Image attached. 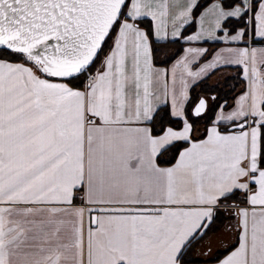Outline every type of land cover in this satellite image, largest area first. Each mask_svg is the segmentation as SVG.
Segmentation results:
<instances>
[{"label":"snow or ice","instance_id":"snow-or-ice-1","mask_svg":"<svg viewBox=\"0 0 264 264\" xmlns=\"http://www.w3.org/2000/svg\"><path fill=\"white\" fill-rule=\"evenodd\" d=\"M180 40L225 47L195 71L207 49L184 50L165 112L156 61ZM256 41L264 0H0V264H189L222 207L237 240L216 264H264ZM227 66L247 84L235 105L189 112L190 84ZM238 194L243 207L226 203Z\"/></svg>","mask_w":264,"mask_h":264},{"label":"trees","instance_id":"trees-1","mask_svg":"<svg viewBox=\"0 0 264 264\" xmlns=\"http://www.w3.org/2000/svg\"><path fill=\"white\" fill-rule=\"evenodd\" d=\"M213 0H200V3L202 6H207L209 3H211ZM203 7H201L198 11H202ZM143 27L147 28L148 25L145 24ZM195 29V25L189 27L187 31L184 33V35H189L191 32H193ZM257 43H264L261 41H256L254 44ZM187 44L184 40H180L179 42L172 43L167 51L169 55L172 57L170 62L178 56V54L181 53L183 47ZM203 44L207 45L208 50L207 53L202 57V59H206L210 56L212 53V50L216 47L221 45V42H204ZM111 46V41L108 42V44L105 46V51L108 50V48ZM102 59V58H101ZM164 57H159L156 61L157 65H167V64H161L160 61L163 60ZM100 64V60L96 61V68ZM95 70V69H94ZM242 69L236 66H227V67H221L218 68L215 71L210 72L206 77L195 83L191 89H190V101L187 105V110L190 112L191 108L194 106L196 101H198L199 98L204 97L209 102V109L211 114V109L218 104L223 103L225 100L227 101L228 108H231L235 98L242 93L245 90L246 82L243 80L241 76ZM83 85L81 84V87ZM212 96H216L217 99L213 101L211 99ZM165 112H169V106L167 105L164 108ZM172 126V127H179L180 124L174 121V119L169 115L166 117L165 120V126ZM196 132H195V138H200L204 134V130L206 127V121L205 120H199L194 125ZM156 131H159V128L156 129ZM162 160L169 159V157H161ZM174 162V161H173ZM161 166H169L168 164H162ZM243 199L242 195L238 194L234 198V201H228L227 204L231 205L232 203L240 204L241 200ZM242 205V204H240ZM219 229L227 230V232L230 235V241H228L227 245L222 248V250L217 251L213 257L210 258H202V257H191L188 256L186 259L189 262L198 263L202 261H217L218 259H221V257L226 254L235 244L237 240V219L234 216L233 212L230 209L221 208L219 210L218 215L215 217L211 228L208 230V233L218 231ZM206 236V235H205ZM204 236V237H205ZM203 237V238H204ZM201 240V239H199ZM198 240V241H199ZM197 242H193L192 247ZM191 247V248H192Z\"/></svg>","mask_w":264,"mask_h":264},{"label":"crops","instance_id":"crops-1","mask_svg":"<svg viewBox=\"0 0 264 264\" xmlns=\"http://www.w3.org/2000/svg\"><path fill=\"white\" fill-rule=\"evenodd\" d=\"M213 2V1H212ZM211 2V3H212ZM210 4V3H209ZM203 10V9H202ZM196 30V26H195V29H194V31ZM193 31V32H194ZM193 32H191V33H193ZM190 33V34H191ZM207 42H212V41H207ZM204 42H197V43H193V44H189V43H187L184 47H183V49H182V51H181V53L180 54H178V56H176V58H174V60H172L169 64H167V65H157L158 67H160V68H162V69H168L169 70V75H168V78H167V83H168V90H169V96H168V106H169V109H170V106H171V88H172V76H171V71H170V69L172 68V66H173V64H175L176 63V61L177 60H179L183 55H184V50L186 49V48H188V47H201V48H206L207 50H208V47H207V45H205V44H203ZM252 47H256V48H264V43H257V44H252L251 45ZM225 47V45L221 42V45L220 46H218V47H216L215 49H213L212 50V53L210 54V56L208 57V58H206V59H200L199 60V62L198 63H193L192 65H191V68H192V70L193 71H195V70H197L201 65H203L205 62H207V61H210L211 59H212V57H213V55L215 54V53H217L218 51H220L221 49H223ZM16 62H19V61H16ZM100 66V64L98 65V67ZM97 67V68H98ZM212 72V71H211ZM179 75H180V73L179 72H177V78H179ZM207 76V75H206ZM206 76H204V77H206ZM203 79V78H202ZM201 79H199L198 81H200ZM197 81V82H198ZM197 82H195V83H197ZM195 83H191L190 84V88H189V94H190V89H191V87L195 84ZM176 87H177V89L179 88V82H178V79H177V84H176ZM246 88H247V84H246V87H245V90H246ZM154 89L155 90H157L158 92H159V94H160V103L161 104H163V101H164V99H165V97H164V91H165V85H164V77L163 76H161L160 77V82L158 83V84H154ZM244 90V91H245ZM243 91V92H244ZM242 92V93H243ZM242 93H240V94H242ZM239 94V95H240ZM238 95V96H239ZM237 96V97H238ZM236 97V98H237ZM236 98H235V100H236ZM235 100H234V103H233V105H232V107L235 105ZM231 107V108H232ZM231 108H229V109H231ZM162 167H167V166H162ZM76 203L78 204L79 203V200H77L76 201ZM241 207H243L244 205L242 204V205H240ZM214 232H211V233H209V234H207L203 239H201V240H199L192 248H191V251H190V253L188 254V257L189 258H191V257H202V258H210V257H213L214 255H215V253L217 252V251H220V250H222V248L221 249H218L217 251H215V252H212V248H210V246H207V244H206V242H207V240L209 239V237L213 234ZM227 234H228V241H230V235H229V233L227 232ZM228 241L226 242V241H224L223 240V244H226V243H228ZM227 254V253H226ZM225 255V254H224ZM223 255V256H224ZM223 256L221 257V259L223 258ZM189 262V261H188ZM204 262H211V264H216V262L217 261H202V262H198V263H193V262H189V264H204Z\"/></svg>","mask_w":264,"mask_h":264},{"label":"rangeland","instance_id":"rangeland-1","mask_svg":"<svg viewBox=\"0 0 264 264\" xmlns=\"http://www.w3.org/2000/svg\"><path fill=\"white\" fill-rule=\"evenodd\" d=\"M227 238H228L227 230L219 229L209 237L206 244L207 246H210V248H212V252H215L218 249H221L222 247L227 245V243L223 244V240L226 242L228 241Z\"/></svg>","mask_w":264,"mask_h":264}]
</instances>
